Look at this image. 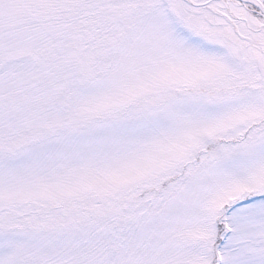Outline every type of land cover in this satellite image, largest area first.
Wrapping results in <instances>:
<instances>
[{
  "label": "snow or ice",
  "instance_id": "obj_1",
  "mask_svg": "<svg viewBox=\"0 0 264 264\" xmlns=\"http://www.w3.org/2000/svg\"><path fill=\"white\" fill-rule=\"evenodd\" d=\"M0 264H264V0H0Z\"/></svg>",
  "mask_w": 264,
  "mask_h": 264
}]
</instances>
